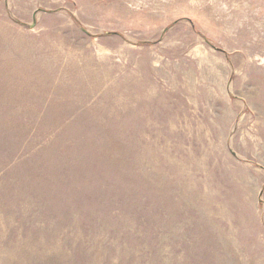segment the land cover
Masks as SVG:
<instances>
[{
    "label": "rangeland",
    "instance_id": "1",
    "mask_svg": "<svg viewBox=\"0 0 264 264\" xmlns=\"http://www.w3.org/2000/svg\"><path fill=\"white\" fill-rule=\"evenodd\" d=\"M0 264H264V0H0Z\"/></svg>",
    "mask_w": 264,
    "mask_h": 264
},
{
    "label": "water",
    "instance_id": "2",
    "mask_svg": "<svg viewBox=\"0 0 264 264\" xmlns=\"http://www.w3.org/2000/svg\"><path fill=\"white\" fill-rule=\"evenodd\" d=\"M34 24H35V19H33V23H32V25H31V26H33ZM31 26H30V27H31Z\"/></svg>",
    "mask_w": 264,
    "mask_h": 264
}]
</instances>
